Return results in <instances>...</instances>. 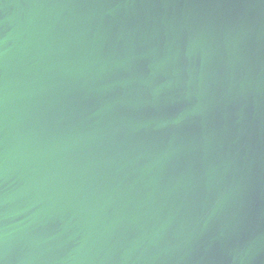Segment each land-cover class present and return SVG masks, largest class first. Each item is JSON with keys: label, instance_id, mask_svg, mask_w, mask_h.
Listing matches in <instances>:
<instances>
[{"label": "water", "instance_id": "water-1", "mask_svg": "<svg viewBox=\"0 0 264 264\" xmlns=\"http://www.w3.org/2000/svg\"><path fill=\"white\" fill-rule=\"evenodd\" d=\"M0 264H264V0H0Z\"/></svg>", "mask_w": 264, "mask_h": 264}]
</instances>
